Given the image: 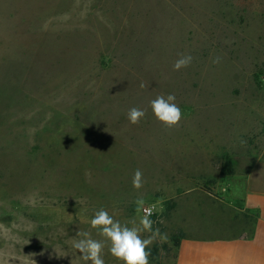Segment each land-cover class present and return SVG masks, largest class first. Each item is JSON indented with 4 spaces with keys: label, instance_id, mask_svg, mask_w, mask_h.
<instances>
[{
    "label": "rangeland",
    "instance_id": "rangeland-1",
    "mask_svg": "<svg viewBox=\"0 0 264 264\" xmlns=\"http://www.w3.org/2000/svg\"><path fill=\"white\" fill-rule=\"evenodd\" d=\"M168 94L172 128L150 108ZM263 158L264 0H0V264H83L95 211L131 227L146 206L168 237L150 264H176L174 240L228 211L208 194Z\"/></svg>",
    "mask_w": 264,
    "mask_h": 264
},
{
    "label": "crops",
    "instance_id": "crops-1",
    "mask_svg": "<svg viewBox=\"0 0 264 264\" xmlns=\"http://www.w3.org/2000/svg\"><path fill=\"white\" fill-rule=\"evenodd\" d=\"M239 181L226 200L208 194L228 211L182 238L176 264H264V158Z\"/></svg>",
    "mask_w": 264,
    "mask_h": 264
},
{
    "label": "clouds",
    "instance_id": "clouds-1",
    "mask_svg": "<svg viewBox=\"0 0 264 264\" xmlns=\"http://www.w3.org/2000/svg\"><path fill=\"white\" fill-rule=\"evenodd\" d=\"M193 57L190 54H181L174 62L173 70L179 71L182 68L189 67ZM219 62L217 58L214 63ZM144 87V85H141ZM150 108L155 118L161 122L166 128L178 126L183 118V112L176 103L174 94L158 95L150 101ZM146 111L139 107H132L127 112V119L133 125L139 124L145 117ZM143 172L136 169L133 178L132 186L136 190L143 187ZM138 207L144 204L143 198L135 201ZM151 210H145V214L138 220H132L128 224H122L115 219L104 208L95 211L90 225L93 229L98 230V235L102 236V240L93 239L90 232L76 233L80 239H74L72 247L79 252V259L83 264H105L104 249L108 248L109 253L113 258L122 264H150L149 257L151 255L150 246L160 241L168 239L167 234H162L159 228H153L154 221L150 219ZM143 233H149L145 238Z\"/></svg>",
    "mask_w": 264,
    "mask_h": 264
},
{
    "label": "built area",
    "instance_id": "built-area-1",
    "mask_svg": "<svg viewBox=\"0 0 264 264\" xmlns=\"http://www.w3.org/2000/svg\"><path fill=\"white\" fill-rule=\"evenodd\" d=\"M145 210H151V212H152V215L151 216H153L154 214H155V207L154 206H146V207H144L143 209H142V214L144 215L145 214ZM150 216V217H151Z\"/></svg>",
    "mask_w": 264,
    "mask_h": 264
},
{
    "label": "trees",
    "instance_id": "trees-1",
    "mask_svg": "<svg viewBox=\"0 0 264 264\" xmlns=\"http://www.w3.org/2000/svg\"><path fill=\"white\" fill-rule=\"evenodd\" d=\"M174 242H175V244H176V247L178 248V247H179V245H180V242H181V240H179V239H176V240H174Z\"/></svg>",
    "mask_w": 264,
    "mask_h": 264
}]
</instances>
